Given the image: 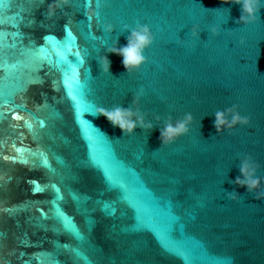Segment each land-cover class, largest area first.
Returning a JSON list of instances; mask_svg holds the SVG:
<instances>
[{
    "label": "water",
    "instance_id": "obj_1",
    "mask_svg": "<svg viewBox=\"0 0 264 264\" xmlns=\"http://www.w3.org/2000/svg\"><path fill=\"white\" fill-rule=\"evenodd\" d=\"M101 2L99 22L85 14L96 0L58 11L56 22L45 18L52 0L0 8V264H264V200L229 182L245 153L264 178V8L242 25L241 6L221 0ZM137 21L155 41L128 75L107 48L125 46L123 25ZM66 22L75 42L64 54L80 83H65L86 103L52 66ZM141 87L151 132L125 136L94 115L130 107ZM233 104L251 122L218 135L214 113ZM187 112L189 134L161 147L163 120ZM234 189L237 202L226 196Z\"/></svg>",
    "mask_w": 264,
    "mask_h": 264
},
{
    "label": "clouds",
    "instance_id": "obj_2",
    "mask_svg": "<svg viewBox=\"0 0 264 264\" xmlns=\"http://www.w3.org/2000/svg\"><path fill=\"white\" fill-rule=\"evenodd\" d=\"M224 4H238L241 6V15L236 21L238 24L247 25L254 23L259 18L261 8H264V0H221ZM91 4V0H88ZM104 5L101 0H96L94 10L86 11L87 18L91 20L94 16L99 18L101 9ZM72 7L70 0H52L47 7L45 18L56 22L59 19L57 12L65 13L67 8ZM229 12V9H228ZM103 32L113 33L114 26L106 24L102 26ZM123 31L130 34L127 36V44L125 46H116L114 42L112 47L107 48L108 53L116 54L122 57V65L128 75L138 72L141 67L147 62L144 52L154 43L155 36L148 24H141L139 21L135 23V27L128 24L123 25ZM200 27L193 25L191 28V37L193 40L199 39ZM212 36H218L219 30L215 27L209 29ZM180 44H185L186 41L181 39ZM241 45L245 43L241 38ZM194 46V45H193ZM98 63L103 73L110 74L111 61L107 55H100ZM145 90L141 87L138 92L133 94L131 106L128 108L114 105L110 109L99 106L95 109V116H104L113 127H118L125 136L135 134L137 128L143 129L145 132H151L154 128L153 123L147 120L148 113L142 111L140 101ZM195 100L196 97H193ZM214 128L218 135L225 132L229 136L233 135L238 125L247 126L251 119L249 116L241 115L239 105L233 104L224 110H217L214 113ZM156 125H160L161 116L154 114ZM194 122L192 113L187 112L178 119H173L168 115L163 120V125L159 127V140L161 147L169 146L175 143L179 138L186 136L190 132V126ZM160 147V148H161ZM260 164L256 162L250 153H245L239 158L240 175L235 180L229 181L237 187L246 188L247 192L254 194L258 200H264V178L257 175ZM226 196L229 200L237 202L241 196L234 189L232 192H227Z\"/></svg>",
    "mask_w": 264,
    "mask_h": 264
},
{
    "label": "snow or ice",
    "instance_id": "obj_3",
    "mask_svg": "<svg viewBox=\"0 0 264 264\" xmlns=\"http://www.w3.org/2000/svg\"><path fill=\"white\" fill-rule=\"evenodd\" d=\"M9 0H0V8H2V6L6 3H8ZM32 2L36 5H43L45 3V0H32ZM71 2V5L73 8H76L78 5L81 4V0H70ZM82 9V8H81ZM98 22H99V18H97ZM65 35L67 37V39L65 40V42L63 43L64 47L63 49L61 50H56L55 51V55H56V60L53 61L52 63V66L54 68H56L58 71L61 72L62 74V81H63V84H64V87H65V90L68 92L69 96L71 99H80L82 100V102H85L83 97L80 95L76 96L74 95L73 92H70L68 91V85L65 83V80L68 79L70 80V82L73 84V85H78L80 82H79V79H78V72H77V67L73 66L72 64H70L68 61H67V58L65 56L64 53H69L71 54V48L75 42V38L73 36V33L70 31V25L65 24ZM54 39V37H49V36H46L44 39L45 41H48L49 39ZM58 44H61V43H58ZM41 48H44L43 46ZM77 63H82V61L80 60H77ZM71 73V75L69 76L68 74ZM86 103V102H85ZM43 121L40 122L41 126H43ZM25 125L26 127L30 128L31 127V124L27 121H25ZM0 159H7L5 157H0ZM12 160H16L17 157L16 156H13L11 158ZM33 185H38L35 181L32 182ZM41 189L39 187L35 188L34 191H40ZM59 198V197H58Z\"/></svg>",
    "mask_w": 264,
    "mask_h": 264
}]
</instances>
